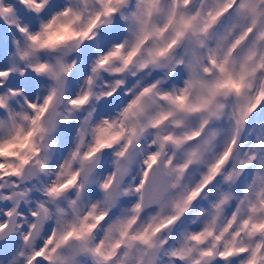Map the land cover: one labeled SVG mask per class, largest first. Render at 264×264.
I'll use <instances>...</instances> for the list:
<instances>
[{
  "label": "snow or ice",
  "instance_id": "1",
  "mask_svg": "<svg viewBox=\"0 0 264 264\" xmlns=\"http://www.w3.org/2000/svg\"><path fill=\"white\" fill-rule=\"evenodd\" d=\"M0 264H264V0H0Z\"/></svg>",
  "mask_w": 264,
  "mask_h": 264
}]
</instances>
